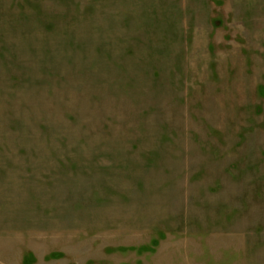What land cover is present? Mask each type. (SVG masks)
I'll use <instances>...</instances> for the list:
<instances>
[{"label":"rangeland","instance_id":"1","mask_svg":"<svg viewBox=\"0 0 264 264\" xmlns=\"http://www.w3.org/2000/svg\"><path fill=\"white\" fill-rule=\"evenodd\" d=\"M0 264H264V0H0Z\"/></svg>","mask_w":264,"mask_h":264}]
</instances>
